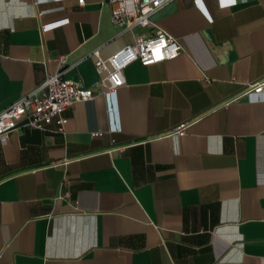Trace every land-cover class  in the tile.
Wrapping results in <instances>:
<instances>
[{
  "label": "crops",
  "instance_id": "1",
  "mask_svg": "<svg viewBox=\"0 0 264 264\" xmlns=\"http://www.w3.org/2000/svg\"><path fill=\"white\" fill-rule=\"evenodd\" d=\"M151 20L177 57L131 63L62 133L0 139V264H264V100L236 99L264 77V0H174ZM152 33L118 31L99 0H0V112L58 71L93 86V50Z\"/></svg>",
  "mask_w": 264,
  "mask_h": 264
},
{
  "label": "built area",
  "instance_id": "2",
  "mask_svg": "<svg viewBox=\"0 0 264 264\" xmlns=\"http://www.w3.org/2000/svg\"><path fill=\"white\" fill-rule=\"evenodd\" d=\"M171 1L174 0H99L102 6L110 7V20L118 31L150 28L153 33L135 36L133 42L107 58L101 57L98 49L93 50L91 55L98 80L91 87L64 77L61 71L47 75L40 85L0 112V139L5 141L20 123L42 131L54 124L55 132L62 133L67 121L63 112L78 102L92 99L95 94H102L110 102L123 83L122 71L131 63L137 61L148 66L177 57L182 52L178 40L151 20L153 14ZM83 3L84 0H78V4ZM234 3L235 0H218L221 8ZM65 22L67 19L43 24L41 30L46 32ZM242 97L250 101L264 100V77L246 84L236 99ZM176 133L182 136L184 126H180Z\"/></svg>",
  "mask_w": 264,
  "mask_h": 264
}]
</instances>
